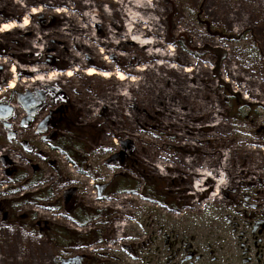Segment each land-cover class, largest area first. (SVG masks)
<instances>
[{"label":"rangeland","instance_id":"1","mask_svg":"<svg viewBox=\"0 0 264 264\" xmlns=\"http://www.w3.org/2000/svg\"><path fill=\"white\" fill-rule=\"evenodd\" d=\"M87 2L109 8L95 0H0V29L30 20L29 29L0 31V264H264V172L257 173L264 171V0H158L162 34L153 37L175 48L181 70H162L164 78L139 71L158 60H134L142 55L136 43L124 41L109 59L106 44H80L93 42L81 28ZM98 19L89 33L101 40L128 27L124 18ZM188 65L194 70L181 75ZM89 66L112 75L88 76ZM32 68L51 84L34 85ZM187 85L207 91L192 101ZM201 102L222 112L216 141L213 130L194 139L170 122L171 105L192 114ZM244 102L251 110H239ZM182 157L228 165L218 200L209 199L214 181L201 198L190 195L196 179L174 168ZM250 167L256 172L237 174ZM189 199L200 202L197 210ZM4 201L14 207L1 210ZM73 206L94 211L85 225L73 220ZM122 219L129 227L118 241L113 224ZM49 224L79 238L59 243L45 233Z\"/></svg>","mask_w":264,"mask_h":264},{"label":"bare ground","instance_id":"2","mask_svg":"<svg viewBox=\"0 0 264 264\" xmlns=\"http://www.w3.org/2000/svg\"><path fill=\"white\" fill-rule=\"evenodd\" d=\"M81 1V0H80ZM97 2H101L102 4H109V8L106 7L101 9V5H98V3L94 4L93 2H87L84 4L85 7L89 9L90 12L82 14L83 20H85L86 25H83L81 28L84 32L88 31L85 36L87 38H90L93 42L85 43L82 40H79L80 44L88 45L92 48L95 47L94 44H106L105 47L107 49H103L102 52L106 54L105 59H109V55H116V52L114 50V47H120L122 46L124 41H127L128 43H136L139 46L140 57L135 58L136 61H143V62H154L156 59L158 60L154 65H144L143 67H139V71H146L149 73H152L156 75L159 78H164L165 75L161 72L162 70L170 71L171 74L180 73V68L176 66L175 61L177 60L178 56L176 53H174L175 48L173 46H170L168 50L164 49V42L161 41L158 38L153 37V35H161V20L159 18L155 17V14L158 11L156 2L158 0H95ZM99 6V7H97ZM65 11V10H64ZM39 11L33 10L32 13H38ZM60 12V10H58ZM105 15L112 19L114 21L115 18H124L126 21V26L128 27H122V30H126V33H123L122 31L116 32L111 29H108L109 36L108 39L101 40L96 37V35H91L89 33L91 27H99V24L101 23L98 19L100 15ZM77 24V23H76ZM79 26L78 24L76 25ZM21 27L22 29H29L30 28V20L29 18H25L23 20L22 24H17L15 21H10L7 23H3L2 27L0 29L1 32H7L11 31L13 28ZM81 30V29H80ZM121 30V29H120ZM30 31V30H29ZM120 36H127L126 39H121V41H115V38H120ZM110 46L112 47L111 49ZM104 48V47H103ZM194 70V67L192 65H188L184 72L181 73V75L189 76V74ZM12 71L15 73L17 72L16 66H12ZM30 73H36L33 76V79L31 81L34 85H40V86H47L51 84V76L48 78H45L42 74H37V71H40L37 68L27 69ZM85 73L88 76L93 75H100L103 78H110L112 75V72L109 70H99L98 68L94 66H89L85 69ZM67 77H72L74 75V72L72 69H67L64 73ZM116 78L120 81H124L127 76L126 74L121 71L117 70L115 72ZM137 79L135 77L131 78V81H136ZM27 81V80H24ZM17 85L16 79H13L10 81V89H15ZM205 91H207L206 88H201L198 85H187L184 88V93H186L190 100L195 101L194 97H191L192 94H202ZM255 93L256 91H252ZM120 95L124 96V99L127 100V102H130L131 98L126 96L125 93H120ZM198 107L201 111L196 113H187L183 111V109H179L175 106H170V110L172 111V118H170V122L176 125L177 127H181L184 129L185 133L188 132L192 135H194V139H199L198 132H207L209 130H213L212 138L211 140L216 141L219 139L220 135L217 133L219 129L225 128L226 124L224 123V120L222 118V112L219 109L213 110L212 106L208 105L205 102L199 103ZM211 116L214 122L210 124V126H197L195 123H193L194 120H198L201 118H204L205 116ZM191 120V121H190ZM183 137H186V134L182 135ZM247 142L251 141L249 138L246 139ZM186 145L188 148H194V143L192 141H187ZM218 156L221 155V152L218 149H215ZM162 162L167 160V156L163 155L160 156ZM180 163L175 165V169L178 170L181 173H187L189 179H196L195 184L192 186V191L190 192V195L195 198H201L204 196L209 188L211 187L213 181L216 183L214 193L211 194L209 197L210 201L212 200H218V193L219 190L222 188H226L228 186V183L223 181L221 178L223 177L222 170L228 169V165L225 162H220V167L215 168L213 164H211L209 161H203L202 163L198 164L194 161V159L188 158L185 159L184 157L180 158ZM219 162V161H218ZM197 165H200L201 169L196 168ZM159 170L164 169V164L162 166H158ZM253 167H250L249 169L242 170L240 172H237V174H244L248 172H256ZM264 171H257L258 174H262ZM160 173H162L160 171ZM220 179V180H219ZM190 203L192 204L194 210H197L200 206V202L197 201V199L191 200L189 199ZM121 210L123 213L129 212L130 208L126 205H123L121 207ZM113 226L115 227L116 233H115V240L123 239V235L126 232V229L129 227L128 222H126V219H122V221L114 223Z\"/></svg>","mask_w":264,"mask_h":264},{"label":"trees","instance_id":"3","mask_svg":"<svg viewBox=\"0 0 264 264\" xmlns=\"http://www.w3.org/2000/svg\"><path fill=\"white\" fill-rule=\"evenodd\" d=\"M236 96H238L237 93H234V91L229 88L227 97H229L231 100H234L236 98ZM250 107H251V105H248L247 103L244 102V103H241L239 110H243L244 108L251 110ZM58 148H59V150H62L71 161L76 162L75 157L72 154L71 150H66L65 148H60V147H58ZM128 183L129 182H127L125 184H128ZM154 192L157 193L156 191H154ZM157 200L161 203L164 202V199H162V198H157ZM14 201H4L2 203L1 210H6L7 208H13L14 204H15ZM69 212H70L73 220H75L80 225H85L89 221L90 216H92L94 213L93 210L85 208L83 206H73L71 209L69 208ZM44 231L52 239L57 240L59 243H63V244L71 242L74 238H79L78 234L74 233L75 235H72V233L69 232L66 228L59 226V225H55V224L47 225L45 227ZM78 259H80V257Z\"/></svg>","mask_w":264,"mask_h":264},{"label":"water","instance_id":"4","mask_svg":"<svg viewBox=\"0 0 264 264\" xmlns=\"http://www.w3.org/2000/svg\"><path fill=\"white\" fill-rule=\"evenodd\" d=\"M62 262L65 263V264H69V262L67 260H65V259H63Z\"/></svg>","mask_w":264,"mask_h":264}]
</instances>
